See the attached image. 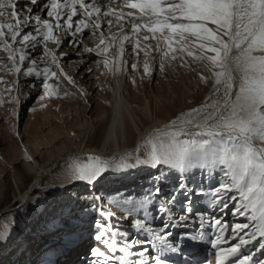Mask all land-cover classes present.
<instances>
[{"label":"snow or ice","instance_id":"6c2138e0","mask_svg":"<svg viewBox=\"0 0 264 264\" xmlns=\"http://www.w3.org/2000/svg\"><path fill=\"white\" fill-rule=\"evenodd\" d=\"M20 3L21 0H0V52L6 54L0 56V66L25 77H42L46 96L57 95L59 87L48 80L60 81L61 77L80 95H87L60 66L59 60L68 53L60 52L58 57L47 45L51 42L59 49L66 41L70 47H80L76 35L90 26L93 35L99 34V42L95 48L84 47V51L101 56L103 67L114 75L121 70L142 71V80L153 74V61L158 70L164 71L167 64L178 58L183 61L182 67H191L185 56L208 73L200 74L201 83L211 85L204 102L156 128L134 152L112 160L88 155L77 158L71 167L68 174L74 177L72 182L89 185L117 169L149 167L155 171L151 190L143 198L109 200L110 204L124 208V219L132 218L135 231L148 239L142 240L140 235L128 239L129 233L110 223L116 213L97 208L105 223L95 220L97 230L92 238L103 243L108 251L92 246L86 253L93 258L90 264H178L165 258L169 254L179 257L182 264H211L195 258L204 243L214 250V264H264V0H23V8ZM99 3H120L128 11L105 10ZM28 5H40L44 16ZM112 16L116 23L126 21L131 33L124 34V24L120 23L115 57L109 56V50L116 36L106 38L101 31V19L110 27L113 20L107 18ZM61 32L72 38L61 40ZM141 32L147 33L142 39ZM149 40L155 43H146ZM125 43L131 49L128 57H136L135 62L125 59ZM38 48L42 49L41 60L47 65L42 70H38V61L32 56ZM6 61L11 63L10 67ZM52 66L59 69V74ZM131 82L135 85L137 81L133 78ZM15 83L18 88L19 81ZM5 84L7 81L0 77V85ZM12 91L11 85L4 88L8 94ZM3 94L0 92V103L6 102ZM45 95L38 99L43 100ZM10 98L20 104L18 97ZM25 156L32 160L27 150ZM211 170H218L219 178L210 190L212 199L208 206L223 212L232 202V214L244 217L245 222L230 224L212 217L206 227L207 213L194 210L192 197L203 194L199 185L211 175ZM162 186H167L168 193L156 200ZM149 205L155 206L156 216L153 217ZM66 207L69 215H74L75 210ZM133 214L138 215L133 218ZM153 219L162 221L158 228L152 224ZM193 219L200 222L196 229L187 227ZM50 223L51 231L60 234L57 246L66 247L64 237L74 236L78 226L69 220L65 229L57 228L55 217ZM207 228L215 230L211 239ZM10 238L9 233L0 232V245ZM146 255L148 261L144 259Z\"/></svg>","mask_w":264,"mask_h":264},{"label":"bare ground","instance_id":"6f19581e","mask_svg":"<svg viewBox=\"0 0 264 264\" xmlns=\"http://www.w3.org/2000/svg\"><path fill=\"white\" fill-rule=\"evenodd\" d=\"M23 6V0H21L20 7L23 8ZM98 6L105 10L107 8H114L117 11H128V9L120 3H99ZM28 7H33L36 14L42 17L44 16V13L39 11L40 5H28ZM107 19H112L113 24L110 27L107 26L105 19L102 18L101 31H103L106 38H110L113 35L116 36V42L113 43V46L109 50V56L115 57L118 53L120 23L124 24V26L128 23L126 21L116 23L114 16L108 17ZM137 22L139 23L140 21ZM93 30L94 29L90 26L83 34L78 33L76 35V40L82 45L80 47H70L65 41L59 52H57L55 44L51 43L47 45L48 48L56 51L58 57L60 52L68 53V55L63 58L67 60L64 62L61 61L62 59L59 60L60 66L67 76L73 78L78 88L86 90L87 95H80L77 88L68 84L67 80L63 77H61L60 81H57L55 78L49 79L48 83L59 85L58 89H56L57 95L51 96L48 99L44 98L41 104H39V111L34 109L33 114H38L36 116L40 115V119L44 121L40 122V124L37 123L38 125L35 126L47 125V127H53L44 131L43 139H35L33 136L37 134V132L34 133L27 130L28 125H30L27 120L23 125L21 133L20 131L18 132L15 127L18 133V135H16L21 138V144L17 147H11L12 144L16 145V143H14L15 139H13L11 134L5 135V137H2L0 140V143L4 144V148L0 149V154L2 155L0 156V168L2 163L9 169L12 179L11 185L14 188V194L12 193L13 199L17 198V201L12 199V201L7 202L5 196L3 197L4 199L0 197V232L9 233L11 236L6 242V247L0 249V264H33L32 261L38 256H40V258L36 264L47 263L50 259H54L55 255L60 253L61 250H65L72 245L68 243L69 240L73 241L72 243L75 241L77 243L74 249L72 248L74 252L85 249L86 245H89L90 247L88 246L87 248L90 249L92 246H95V240L92 237L97 230L95 226L92 227V225H94L93 222L99 219L102 224L105 223V217L100 215L97 208H106L108 211L115 212L116 216L110 223L115 224L121 231L129 233L128 239H131L136 234L145 237L135 231L131 221L129 222L132 218L128 220L124 219L125 209L110 204L109 200H123L125 197L131 199L143 198V196L151 190L150 188L153 183L151 182V177L155 174L153 169L149 167H138L130 168L127 171H120L118 169L109 171L110 176L106 177V179H103L104 177L102 176L94 185H89L81 181L72 182L74 177L68 174L71 167L77 162V158L83 159L88 155H98L107 160L123 158L126 153L134 152L137 146L148 138L149 133L167 124L168 120L164 114L165 109L163 108V102L156 98V96L152 99L151 96H147L146 94L144 96L138 95L140 89L137 82L135 87L132 85L131 80L133 78L137 80V77L142 75V71H134V76L131 75V79L127 76V72L123 70L114 75L103 67L101 56L97 55L95 52L87 53L84 51V47L95 48V45L99 42V34L93 35ZM58 34L61 40H65L66 37L67 39L72 38L65 32ZM124 34L131 35L129 31H125ZM145 34L147 33L141 32L140 38L142 39ZM109 42L111 43V41ZM146 43H150V41ZM162 44L163 41H161V46ZM125 49V59H127V53L131 50L127 43H125ZM4 55L6 54L0 52V56ZM32 56L38 61V70H42L47 66L41 60L43 56L42 49L38 48L32 53ZM142 57L143 55L141 54L140 58ZM44 59L50 60V57H44ZM135 59L136 57L133 56L131 62H135ZM27 63L28 62H26V65ZM7 64L9 67L11 66L10 62H7ZM89 69H91V71H89ZM53 70L57 71L59 74V69L54 68ZM2 71L5 70L0 66V72ZM11 74L14 76V80H16L17 73L12 72ZM18 75L19 78L24 77L22 73H18ZM194 83H196L195 79ZM65 92L69 94L64 95ZM80 96L86 98L87 102L93 105V109H91L92 106H90L91 110L87 112L86 109L88 104H84L82 101L83 98H80ZM137 100H139V104H136ZM41 105H43V107ZM52 107H56L58 111L51 110ZM40 113H42V115ZM33 114L31 113V115ZM68 115H71L73 120L69 122L65 121L64 119L68 117ZM52 118L54 122L51 121ZM57 124H60V126H57ZM58 127H61L62 130H59ZM189 127L191 126L189 125ZM23 134L25 138H23ZM28 136H31V138H28ZM256 143L259 144V141ZM43 147H46V149L42 155L45 154L47 157L46 159L43 158V160L45 159L47 162L51 161L48 164L47 162L43 164L36 158L37 153L43 149ZM25 150H27V154L32 156L31 161L26 159ZM15 157L19 158L22 163L21 171H17V168L13 166ZM64 162H69V164L63 167V165L66 164ZM60 170H63L64 173V176L60 177V181L53 182V184L49 182L51 176H53L52 174L58 173ZM25 176L30 179L27 185L23 187V183L25 182L23 178ZM213 177H216V179ZM44 178H48L46 179L48 182L44 181L43 183L48 185L49 191L54 192V199L51 200L53 202L52 206L49 205L51 201L48 204H42L37 198H31V194H35V190L33 189V191L32 187L40 185ZM218 178V174L215 173V170H211V175H207V178L203 179L199 185L204 189L203 194L194 195L192 197L194 201L192 205L193 208L198 207L195 211L207 213V218L205 219L206 227L210 219L212 217H217L219 214L220 218L228 222V220H226L228 216L225 214L227 210H232L233 207L232 202H229L228 208L221 212L218 209L208 206L212 199L210 190L216 186ZM162 187L163 191L161 196L156 197V200H160L161 197L168 193L167 186ZM70 196H72L73 199L70 200ZM97 196L102 199L95 200L94 198ZM81 204L84 205L83 210H81ZM94 204L96 207H93ZM66 206H70L75 210L74 215H69V208ZM148 207L151 211L155 209L154 205H149ZM217 211L220 212L215 215ZM35 213L39 216L43 214L41 223H39L40 221L38 219H36L37 221L35 219H33L35 221L29 220ZM155 214L154 216H156ZM136 215L138 214H133V218H135ZM231 215L233 214L231 213ZM75 216L79 218H75ZM53 217H55V227L57 228L65 229V225L69 220L72 225L78 226L74 236L70 238L67 236L64 237L66 247H58L56 244V241L60 239V234L51 231L53 224L50 223V221L53 220ZM156 220L159 219H153L152 224L158 228L157 225L159 224L155 223ZM196 220L197 219L191 220L187 224V227L196 229L200 223ZM232 222L233 224L245 222V218L233 215ZM90 229H92L93 232L89 234L88 231ZM214 234V229L207 228V236L209 239L213 237ZM109 235H111V233H109ZM96 243L99 244L97 241ZM100 244L103 251H108L103 243ZM86 252L87 249L84 253ZM149 252L153 255L154 250L150 248ZM205 252L206 255L204 254ZM198 253L199 256H209V259H211L209 262L214 264V250L211 248L210 244L208 246L202 244L198 249ZM171 255L172 254H169L165 258L171 262L182 264L179 257L172 256V258L169 259ZM198 255L195 258L198 257L197 260L202 262V260H200L201 257ZM56 257V260H62L57 255ZM87 258L88 259L85 258L84 260H88L89 263L93 259L89 255ZM146 258L149 259V256L146 255L144 259ZM187 258L190 257H185V259ZM259 258L260 257L257 259ZM64 261L66 260L64 259Z\"/></svg>","mask_w":264,"mask_h":264},{"label":"rangeland","instance_id":"374dc122","mask_svg":"<svg viewBox=\"0 0 264 264\" xmlns=\"http://www.w3.org/2000/svg\"><path fill=\"white\" fill-rule=\"evenodd\" d=\"M128 27H129L128 24H126L124 26L125 31H127ZM149 41H150V43H155V41H152V40H149ZM50 44H51V42H48V45H50ZM61 46H60V48H61ZM162 46H164V45L162 44ZM60 48L56 49V51L59 52ZM179 55H183V54L178 53V56ZM126 57L131 62L132 57H128V55ZM140 59H141L140 61L142 64L144 58L142 57ZM185 59L187 60L188 64L191 67H187V66L182 67L181 64L183 63V61L178 58L176 61H173L170 64H167L164 71L158 70V68L156 67L157 62L153 61L152 62L153 68H154L153 74L151 76H144L142 80L140 79V76H139V77H137L138 81L136 80L138 87L140 89V92L138 93V95L144 96L146 94L147 96L148 95L151 96L152 99H154V96H156V98H158L161 102L164 103L163 108L165 109L164 114H165L166 118L168 119V120L166 119L167 123L170 120L174 119L175 117L179 116L181 113H186L189 109L195 108L199 104L203 103L204 98L206 96H208L211 92V85L210 84L205 85V84L201 83V81H200V74L203 73L205 75H208L207 71L199 63L194 62L191 57L185 56ZM65 60H67V59H62L61 61L64 62ZM6 63H7V61H6ZM54 68L55 67L53 66V69ZM192 69H195V71H192ZM133 72L134 71H131L130 69L127 71V76H129L130 79L132 78L131 75H133ZM11 73L12 72H7V71L0 72V76L3 77V79L5 81H7V84L0 85V92L4 93L3 99H4V101H6L5 103H0V140L2 137H5V135L11 134L13 136V139H15L14 143H16V145L14 144L15 146L12 144L11 147L15 148L19 144H21V138L16 135L17 134L16 130L18 132L20 131V133H21V131L23 129V125L27 120H28V123L30 124V125H28L27 130L32 131L34 133L37 132V134H35L33 136L35 139H37V138L43 139L44 131H46L48 128H51L53 126H50V127H47V125H44V126L39 125V127L35 126V125H38L37 123L40 124V122H44V121H42L40 119L41 118L40 115L36 116L38 114H33V111H30V109H37L38 110V107H40L39 104H41V102H42V100H39L38 97L43 95L45 92V89L42 87L43 78L41 77L38 79V78L33 77V76L32 77H25L24 76V77L19 78V75L17 73L16 80H14L15 78H14V76H12ZM194 79H195L196 83H194ZM16 81H19L18 88H17V84L15 83ZM20 81H22V82H20ZM197 82H199V83H197ZM137 84H135V85H137ZM8 85H11L13 88V91L11 94L4 92V88H6ZM132 85L135 87V85L133 83H132ZM11 96L18 97L20 100V104L17 105L14 101H12L10 98ZM49 97H51V96H45V98H47V99ZM80 98H83V97L80 96ZM82 101L84 104H86V103L88 104L87 109H86L87 112L90 111L91 109H93V105H91V103H88L86 98H83ZM139 103H140L139 100H137L136 104H139ZM90 106H92L91 109H90ZM55 108L52 107L51 110L56 111L57 108L56 109ZM16 110H17L18 116L17 115L15 116V114H14V113H16ZM37 110H35V111H37ZM31 113L34 116L31 115ZM40 114L42 115V113H40ZM37 117H39V118H37ZM34 120H35V122H34ZM64 120L69 122L73 119H72L71 115H68V117H66ZM51 121L54 122V119L52 118ZM57 126H60V124H57ZM15 127H16V130H15ZM34 127L36 128V130ZM60 129L62 130L61 127L59 128V130ZM23 138H25L24 134H23ZM28 138H31V136L30 137L28 136ZM3 148H4V144L0 143V149H3ZM45 149H46V147H43V149H41L36 155V158L38 160H40V162L43 164L47 162V160H45L47 158L46 155L45 154L42 155V153L45 152ZM0 156H2V155L0 154ZM16 157L13 161V163H14L13 166L15 168H17V171H21L22 163L20 162L19 158H16ZM43 158H45V159L43 160ZM50 162L51 161L47 162V164ZM64 163H66V162H64ZM68 164H69V162L64 164L63 167H66ZM215 173L218 174V170H215ZM52 175L53 176H51V179L49 180V182H52V184H53V182L60 181V177L64 176V173H63V170H60V172L54 173ZM108 176H110L109 172H106L105 175H103V177H104L103 179H106V177H108ZM173 177H175V173H173ZM23 179L25 181L23 183V187H25L30 178L25 176ZM46 179H48V178H44L41 181L40 185H36V186L32 187V190L33 189L35 190V194L32 193L33 194L32 195L30 193L31 198H37L39 201L42 202V204H45V203L48 204L52 199H54L53 198L54 192L49 191L48 185L43 183L44 181L48 182V180H46ZM151 182H152V180H151ZM11 184H12V179L10 176V171L4 164L1 163V168H0V191H1L0 195L1 196L0 197H2L1 199H4L3 197L5 196L7 202L12 201V199H13L14 188L12 187ZM56 184H59V183H56ZM13 200L17 201V198H14ZM52 204H53V202L51 201V203L49 205L52 206ZM219 212L217 211L215 213V215L219 214ZM231 213H232V210H229V211L227 210V212H226L227 215L226 214L225 215L228 216V218L226 219V220H228V223L233 224V222H232L233 215H231ZM154 214H155V209L152 210L153 217H154ZM217 217H220V214ZM42 218H43V214L41 216H39L37 213H35V215L33 217L31 216V218L29 220L38 219L40 221L39 223H41ZM35 220H33V221H35ZM130 221L131 220H129V222ZM155 223L159 224V225H157L159 227L161 225L162 221L156 220ZM92 227H94V225H92ZM117 228H119V227H117ZM88 232L90 234L93 231H92V229H90ZM135 236H137V234ZM140 239L144 240V239H148V237L140 236ZM94 245H95V247H98L99 249L102 250V247H100V245H101L100 242L98 244L95 241ZM208 245H209V243H208ZM0 246H1L0 249H2L4 247H6V243L3 245H0ZM88 246L89 245H86L85 249H87ZM56 258L57 257L55 255L54 259H56ZM206 260L210 261L211 259H206Z\"/></svg>","mask_w":264,"mask_h":264}]
</instances>
